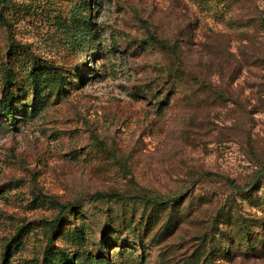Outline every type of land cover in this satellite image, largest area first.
<instances>
[{
    "label": "rangeland",
    "instance_id": "1",
    "mask_svg": "<svg viewBox=\"0 0 264 264\" xmlns=\"http://www.w3.org/2000/svg\"><path fill=\"white\" fill-rule=\"evenodd\" d=\"M0 10V264H264V0Z\"/></svg>",
    "mask_w": 264,
    "mask_h": 264
},
{
    "label": "trees",
    "instance_id": "2",
    "mask_svg": "<svg viewBox=\"0 0 264 264\" xmlns=\"http://www.w3.org/2000/svg\"><path fill=\"white\" fill-rule=\"evenodd\" d=\"M8 3V0H0V6L2 5H6ZM79 14H81V12H79ZM80 16V15H79ZM0 17L3 21H5V17L3 15V13L1 12L0 10ZM84 23H82V21L79 20L77 26H80V27H83ZM79 29V27H76ZM4 100H0V107L3 105L1 102H3ZM5 106V113L7 114V116H11V112H8V108H7V105H4ZM264 173V168H262L260 171H259V176L262 175ZM230 184L233 186V187H236L237 189H240V186L237 184V182L235 180H229Z\"/></svg>",
    "mask_w": 264,
    "mask_h": 264
}]
</instances>
